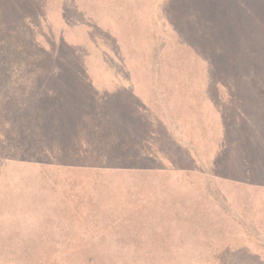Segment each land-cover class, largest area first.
Segmentation results:
<instances>
[{
  "label": "rangeland",
  "instance_id": "rangeland-1",
  "mask_svg": "<svg viewBox=\"0 0 264 264\" xmlns=\"http://www.w3.org/2000/svg\"><path fill=\"white\" fill-rule=\"evenodd\" d=\"M12 1L15 2L0 0V31L22 23L27 17L33 27H38L33 30L37 32L36 39L53 45L54 50L32 59L30 53L36 52L35 43L32 38L28 40L22 47L27 68L17 69L26 73V78L14 82V62L6 51L13 43L2 42L7 38L0 35V264H264V247L251 249L255 248L251 239L254 233H246L247 241L243 242L241 231L245 227L237 225L239 214L232 212L237 209L246 214L255 208L264 209V200L260 202L259 197L254 201L262 207L249 201L248 187H238L232 181H212V190L203 199L205 181L194 185L188 198L186 194H179L187 188L180 181H156V184L152 181H84L86 189L69 187L70 196L87 219L86 223L73 226L69 218H61L60 213L68 210L61 193L52 189V181H14L19 168L13 169L25 161L126 162L125 155L109 152L115 149L111 143L108 146L107 135L100 147L101 133L98 132L96 147L104 152L63 155L66 149L63 145L54 147L56 141L63 139L55 137L56 132L49 133L41 107L38 102H32L44 97L56 98L60 96L56 92L61 89L76 88V92L82 94L80 82L67 83L66 78L54 77V74L56 69L63 71L65 67L76 66L75 57L62 45L60 37L69 32V23L82 18L90 23L80 12L86 10V5L114 35L124 37V44L133 47L128 59L137 60L141 66L138 71L124 70L116 75L118 84L123 85L116 92L118 98H181L189 116L198 114L194 108L201 105L206 126H212L215 119L221 121L218 109L224 114L227 121L223 120L224 134L212 133V128L207 126L203 137L196 134L187 138L189 147L198 152H194L196 165L190 166V171L199 174L203 170L209 172L210 177L221 179L264 177V162L262 168L258 166L260 170L252 171L248 167L239 169V164L235 163L237 154L247 157L249 148L256 143L264 144L260 139L262 132L242 135L233 129L239 114L264 113V0H20L16 6L10 5ZM41 27H44V35L47 32V42L46 37L40 35ZM101 29L90 27V35L102 41L108 36ZM103 56L111 55L96 56L107 64ZM99 72L96 70L94 74ZM129 76L132 78L127 83ZM19 81L18 88L12 85ZM107 84L112 87V82ZM157 84L167 89L159 93L155 90ZM132 89H136L137 95ZM85 93L91 96L93 90L89 87ZM205 114L208 119L204 118ZM219 130H222L220 124ZM216 134L221 136L216 138ZM88 136L87 127L82 138ZM137 139L140 143L153 142L159 148L161 136L139 133ZM204 149L207 154L199 151ZM175 154L179 157L173 156L174 160L187 164L183 149ZM202 158L207 159V164L204 165ZM132 189L139 190L135 197L151 189L153 194L148 192L140 204L135 197L131 201ZM220 190L228 196L229 203L223 194H216ZM201 210L209 214L194 218L200 228L192 226L190 234L185 224L186 215ZM126 215L131 222L129 228L121 221V216ZM176 215L182 230L178 243L169 234L175 231ZM42 216L48 217L49 222L42 224ZM165 220L170 224L162 226L168 231L163 234L162 242L147 239L149 235L145 234L142 237L138 234V239L134 234L138 229ZM201 223L207 226L209 223V235H203L206 227L204 229ZM250 229H257L259 236H264L263 224ZM206 237L209 239L204 243ZM169 245H177L178 250L170 249ZM207 245L215 249L204 251ZM212 251H216L214 259ZM206 253H210L207 258Z\"/></svg>",
  "mask_w": 264,
  "mask_h": 264
},
{
  "label": "crops",
  "instance_id": "crops-1",
  "mask_svg": "<svg viewBox=\"0 0 264 264\" xmlns=\"http://www.w3.org/2000/svg\"><path fill=\"white\" fill-rule=\"evenodd\" d=\"M132 72L133 69L127 67H120L119 73ZM125 71V72H126ZM138 71V70H136ZM112 82V81H111ZM118 85L117 82H112L113 86ZM119 86H123L119 84ZM164 86L156 85L155 90L160 91L166 90ZM114 90V89H113ZM134 93L137 95L136 89ZM133 95V93L131 92ZM176 100L172 97H107V98H87V99H77V98H53L48 99L46 97L41 98L40 100L32 101L33 103L38 102V106L41 107V115L44 120V124L48 126L49 133L56 132L55 136L57 138H62L63 141H56L55 148L58 145H63L66 149H63V155H69L71 153H102L104 151L98 150L96 147V136H97V120L99 117L103 116L107 121V125L115 129L116 131H121V134H116L113 136H121L131 139L130 144L127 149L125 148L127 144H121V152H133L128 150V148L136 147V140L139 133H155L156 131L165 135L172 141V147L174 149L173 153H178L183 149L185 153V159L188 163L186 165L176 164L172 162L171 164L164 162H145V161H136V162H94L87 161L84 163H77L71 160H65L63 162L52 161H25L21 166H13L14 168H19V171H16V177L14 181H52V189L56 192L61 193L63 197L64 204L68 210L67 213H60L63 218H69L72 220L73 225L78 223L76 218L86 217V214L80 212L75 200L70 196L71 186L77 190V187H88L84 181H152L153 184H156V181H180L187 186L186 190L182 193H179L181 196L186 194L187 198L191 197L192 190L191 188L198 184L199 181H205L204 186L207 185L204 189V195L202 196L205 199L212 188L210 184H213L212 181H232L238 187L244 186L248 187L249 201L254 202L256 207L259 206V203L256 204L254 198L259 197V200H264V177L250 176L247 178H233V179H221L219 177H210L209 172H204L203 170L200 173H194L190 171L196 163L194 162L193 156L195 155L192 148L189 147L190 143L187 138H193L194 135L199 134L200 137H203L207 126L204 124L203 112L201 105H195L198 110V114H193L191 116L187 115L186 105L183 104L181 98ZM190 106H194L191 104ZM219 116L218 118H220ZM224 117V116H223ZM205 119H208V116L205 114ZM225 121V120H224ZM233 126L234 131H237L238 134H249L262 132L263 138H260L264 143V113L258 114H246L239 116V119L235 121ZM219 124L221 125V131L219 130ZM223 119L218 121L215 119V123L208 127L212 128L211 132L224 134L226 126L223 125ZM88 127L89 136L85 139L82 138V132ZM209 132V131H208ZM222 132V133H221ZM124 133V134H123ZM221 135L216 134V138H219ZM211 136V135H210ZM205 137V136H204ZM94 138V139H93ZM91 139V140H88ZM91 142V143H90ZM111 145L114 142H110ZM203 144H207L204 143ZM102 147V146H100ZM264 144L259 145L256 143L254 147L249 148L247 157L236 155L235 163L239 164V169L248 167L249 171L260 170L263 164L264 157ZM81 148V149H80ZM161 149V148H160ZM201 153L207 154L206 149L204 151L199 150ZM110 152V151H109ZM114 152V151H111ZM198 153V152H196ZM196 156V155H195ZM240 156V157H239ZM197 154V158H198ZM71 158V157H70ZM203 159L204 165L207 164V159ZM245 160L249 162L247 165ZM189 164V165H188ZM8 166V165H7ZM258 166L260 168H258ZM1 173V171H0ZM20 173V174H19ZM58 181V182H55ZM202 185V186H203ZM261 186L260 188H256ZM90 188V187H89ZM91 189V188H90ZM89 189V190H90ZM167 189V186L164 187ZM139 190L132 189L130 194V199L133 202V198ZM152 192L148 190L144 194H139L135 198L137 203L142 204V197L148 196L147 193ZM223 194L224 198L230 202L228 196L223 193L221 190L217 191V195ZM75 194V193H74ZM259 194V195H258ZM222 195V196H223ZM127 204L131 205L130 202ZM253 205V204H252ZM132 206V205H131ZM250 209V208H249ZM264 209L259 210V208L253 209V211H248L246 214L243 211H238L237 209L232 212L238 213L239 219L237 225H242L244 230L241 233H244L242 237L243 242H246L248 234L254 233L253 239L255 242V248L253 250L262 249L260 245L264 247V236H259L260 231L257 229L251 230L250 228L259 227V225H264ZM224 211V210H223ZM199 212V211H198ZM197 211H191L190 214L186 215V228L187 231L192 234V226L195 229H199V223L194 219L195 217H206L209 214L208 211L201 210L199 213ZM253 212H255L253 214ZM259 213V215H258ZM121 221L128 226L131 224L129 218L126 216H121ZM232 217L233 214H232ZM260 217V221L258 218ZM247 218H250V221H247ZM175 231L169 232L172 234L175 242H179L182 237L181 222L178 220V215L175 216ZM184 222V220H183ZM247 223V224H246ZM80 224V223H78ZM170 221H160L157 224H152L148 228L138 229V233H134L140 239L143 234L149 235L147 239L154 238L162 242L163 234L168 233L167 229H163L162 226L168 227ZM201 226L206 227V233L204 236L209 235L207 228L209 229L206 223H201ZM180 227V229L178 228ZM138 234H141L140 236ZM241 236V235H240ZM166 239V237L164 238ZM209 237H206L203 241L204 243L208 240ZM170 249H177L178 246H170ZM210 249L214 250L215 248L211 246L203 247L204 251H209ZM181 250V247L179 248ZM216 251H212V258L215 257ZM210 253H206L205 257H209ZM207 264H212L208 263Z\"/></svg>",
  "mask_w": 264,
  "mask_h": 264
},
{
  "label": "trees",
  "instance_id": "trees-1",
  "mask_svg": "<svg viewBox=\"0 0 264 264\" xmlns=\"http://www.w3.org/2000/svg\"><path fill=\"white\" fill-rule=\"evenodd\" d=\"M28 2L30 1L28 0ZM19 3H21L20 0H15V2L12 1V4L10 5L16 6ZM74 6L75 8H77L76 7L77 3L76 5L74 3ZM84 7L86 8V10H81L80 12L82 13L83 17L85 16L90 20V23H88L89 21L87 22L83 18L79 19L75 23H69L67 25L69 27V30H68L69 32H67L66 35L64 33L62 37H60L61 39L60 41L62 42V45H64L67 49H69L72 52V55L75 57L76 66L65 67L63 71L62 69H56L57 71H55V74H54V77L66 78L67 83L80 82V85L82 87V94H79L78 92H76L77 90L76 88L61 89L60 92H56L60 95L56 98H59V99H62V98H77V99L96 98V99H99V98H107V97H118L117 96L118 94H116V92L120 90L119 84L113 86V89H114L113 90L112 88L109 87L107 83H111V81L120 83L116 77L117 74H120L119 73L120 67H127V68L129 67L136 71L141 66L138 65V63L136 62L137 60L128 59L129 53L131 54L133 52V47H130L124 44V40H123L124 37L121 38V37L114 35L112 33L113 31L110 30L109 27L106 24H104V22L99 21L98 19H96L95 16H93L90 10V7H87L86 5ZM16 12L14 11L13 14H16ZM22 23L14 24L13 26L8 27L7 30L1 29L0 31V35L2 34L3 36L7 38V40L4 39L6 41H2V42L11 41L13 43V45L10 48L6 49V51L9 52L10 58H12V61L14 62V70H15L14 82L16 79L26 78V73L23 74V72L18 71L17 69L20 70L22 67L27 68V65L23 63L24 52L22 50V47L28 40H31L32 38L34 39V43H35L34 47L36 49V52L30 53V56L32 59L38 58L40 54L45 55L47 51L52 52L54 50L53 45L51 46V44H43L41 40L36 39L37 32L34 33L33 30L34 28L37 29L38 27L37 25H34L35 27H33L32 21H29V18L25 17ZM92 26L93 27L98 26L100 29L104 28L101 30L104 33H106L108 37L102 38L103 40L101 39L103 43L100 40L94 39L90 35L89 30H90V27ZM71 27L74 29H71ZM85 28H87V31L84 30ZM41 29L42 30L40 31V35L44 37V39L46 37L45 41L47 42L48 41L47 32L44 35V33H42L45 31L44 27L43 28L41 27ZM86 35H88V37ZM98 42H101V43L99 44ZM100 50L102 52L104 51V53H99ZM98 54L99 55L100 54L101 55L102 54L111 55L110 57L103 56V57H106L107 64H103V61L101 59L96 58ZM136 57H137V54H136ZM18 60L21 61L23 64L19 63ZM94 61L98 64L94 63ZM125 61H128L130 65H127ZM96 65L100 66L101 69L97 68ZM17 66H19L20 68H17ZM69 68H75V69L69 70ZM96 70H99L100 72L97 74H94V71L96 72ZM12 77H13V73H12ZM105 78L109 81L107 82ZM131 78L132 77L130 76L127 77V83L131 80ZM25 81L27 82V79ZM23 84H26V83L24 82ZM12 85L18 88V86L21 85V83L19 81ZM83 86H85L86 88H83ZM89 87L90 89L93 90V94L91 96H88V95L86 96L85 92L87 91ZM131 92L132 90L129 91L130 94ZM218 113H219V116H221L220 118L226 121L224 114L221 113L219 109H218ZM241 115H246V114H239L237 116V119H239V116ZM107 124L108 123L104 119L103 116L99 117V119L97 120L96 132L101 133L100 135L101 143H99L100 146L103 145L104 135H107L109 138L108 146H110V142H114L111 146L114 147L115 151L111 152L113 150H109L110 153H116V155H121V154L125 155L127 162H136V161H140V159L141 160L143 159L145 162H164L168 164H171L172 162H174L176 164H181V165L184 164L183 163L184 161L179 162V161L174 160L173 156H176V157H179V156L173 153L174 149L172 147V141L170 142V139L168 137H166L165 135L157 131L155 133H159L161 136L159 148L155 146L153 142H147L144 140V141H141L140 143L139 140L138 141L136 140V147L128 148V150L130 149V151H133V152H121V150H119L121 144H127L125 147L127 149L128 145H131L130 140H132V138L129 139L127 138V136L126 137L113 136L116 134H121V131H116L115 129H111L112 127H110ZM149 132L153 133L152 131H149ZM210 140H213L212 136H210ZM76 221L78 223L80 222L86 223L87 219L85 217L78 218V219L76 218ZM47 222H49V218L46 216L43 217L42 224L47 223ZM72 225H73V222H72Z\"/></svg>",
  "mask_w": 264,
  "mask_h": 264
}]
</instances>
